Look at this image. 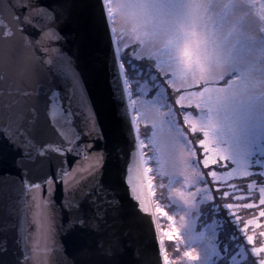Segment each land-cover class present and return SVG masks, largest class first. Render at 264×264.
Wrapping results in <instances>:
<instances>
[{
  "label": "snow or ice",
  "instance_id": "6c2138e0",
  "mask_svg": "<svg viewBox=\"0 0 264 264\" xmlns=\"http://www.w3.org/2000/svg\"><path fill=\"white\" fill-rule=\"evenodd\" d=\"M103 8L105 24L107 26L106 39L102 42L101 52L97 57H94L90 66L84 70H79L73 59L67 56L62 48L54 50V59L43 61L37 57L34 52H30L31 38L26 35L28 29L34 28L32 23L33 15L42 16L47 19H53L58 5L45 6L38 3H33V0H21L19 10L13 9L16 22L19 26L21 35L19 39H7L11 35L10 31L5 30L3 33L4 39H0V76L3 77L5 83L15 82L19 70H23L24 79L32 85V94L29 95V102L24 106L22 111L26 113L22 117L23 123H18L16 130L0 133L6 145L15 153L11 164L15 167L20 176L17 178L19 188L22 193H26L29 188L41 189L46 192L49 198L53 197L57 188L58 182H63L67 191L66 203L63 208L69 211V219L66 224H62L65 235H73L84 240H90L94 234L100 231V221L107 215L108 210L120 203L119 198L115 196L114 189L106 186L103 182L104 169L107 164V150L97 151L96 141L104 139L103 130L99 124V114L95 110V104L91 103L90 93L87 91L88 77L102 79L111 94L112 101L117 105V116L123 122H130L132 129L131 139L133 143V151L135 157L125 169L124 183L129 186V195L135 201L137 210L147 216H160L166 218L171 224L168 230L158 229L156 243L160 246V254L163 259V264H170L166 249L163 247L164 240L161 237H166L169 244L175 243L176 240L184 239L191 243L200 241V246L205 252L204 259L207 264H235V257L230 251V244L225 239L227 234L231 233V243L241 244L242 240L250 247L251 256L256 257L253 264H264V258H259L264 254V244L257 247L255 235L248 234L249 229H260L264 227L260 223V219H264V186L259 187V203L248 202L250 195L256 187L254 183H247L246 187H241L234 181L236 178H252L258 176L261 179L257 181L264 185V166H258L254 169L249 168L242 162L231 158L222 149L215 146V138L210 134V128L203 124L205 120L201 114L200 120H196L188 114V109L201 107V101H205V107L208 108L207 120L210 123L212 120V107L209 105L214 101H218L220 93L224 92L223 88H218L215 85L205 86L200 88V81L197 80L193 84H186L183 91H180L175 86V80L178 78L176 73L170 76L165 75L162 71L157 72L151 66L143 63L134 54H129L127 45H122L121 39L112 27V16L114 9L111 7V0H100ZM259 11L264 13V0H257ZM50 37H55L57 43L63 41L65 37L58 32L50 33ZM25 53H31L33 57L32 64L25 68L23 57ZM196 68L203 71L199 59L196 61ZM45 64H52L57 70V76L50 75V69L45 67ZM169 61L160 59L157 61V68L166 67ZM192 70V62H188L187 71ZM187 72L181 74L179 78H183ZM133 78H136V83L133 84ZM143 81V83H141ZM59 82L63 83L65 95L61 96L59 91ZM122 85V87L120 86ZM150 89L155 93V96L150 102H141L134 99V95H138L140 91ZM171 89V93H168ZM199 89V91H197ZM175 94V95H173ZM60 102L57 103V99ZM174 98V105L165 101H171ZM127 101L125 104L124 101ZM67 100L68 108L63 107V101ZM75 104V108L73 105ZM0 105H3L4 110L0 111V119H6L9 116L8 99L0 98ZM153 107L157 110L168 107L167 124L174 127L176 124V116L183 117L184 126L193 135L200 133L203 138H197L193 155L197 157L199 150L203 149V158L196 160L197 175L187 180L182 184L183 189L187 190L196 185L201 184L204 187H196L195 192L182 191L174 189L176 197L182 201L184 205V216H180L182 222L181 228L176 227V219L169 211L165 210V206L160 203L155 205L153 211L152 198L156 193L153 191V168L151 166V158L145 153L147 147L145 139L141 138L140 122L142 121L143 109ZM132 109L129 116L128 109ZM85 110L90 116L85 115ZM85 117V128L90 129L87 133L74 129V116ZM21 119L18 117V120ZM145 128L148 127L146 121ZM165 123L162 119L160 124ZM159 125L153 124V139L156 137V129ZM213 127H215L213 125ZM65 129L75 132V136L70 138L65 134ZM85 136L87 138H85ZM55 137V143L49 144L47 148L41 144L37 150L33 141H43L45 138ZM54 151L58 154L59 166L54 172L49 171L51 159L49 152ZM88 155L95 160V164L87 170L79 168V164L72 168V173L68 171L64 160L67 156H73L77 161L80 157ZM218 161L230 162L228 167L230 171L209 170L207 173L202 172L200 164L205 169L210 166L217 165ZM3 162V161H0ZM258 165L264 162H257ZM69 166H71L69 164ZM87 171V177L80 173ZM75 177L70 180H65V177ZM218 185L217 192L222 193L221 199L224 201L221 205L215 201V193L208 186L207 178ZM173 184L175 182L173 181ZM79 192L81 199L79 203L73 207L75 193ZM111 193L112 195H106ZM71 197V199H69ZM198 198V202H197ZM175 200V197L172 198ZM48 204L53 201L49 199ZM198 204H207L204 211H211L213 215L219 214L223 217L222 221L212 219L211 224H207L206 228L211 230L213 235L207 236L205 228L197 230L195 225L201 219ZM215 204V207H213ZM24 207L22 211L25 213L23 221L26 222L27 200H23ZM179 207V202L176 204ZM196 210V219L192 223L184 222L185 216L189 212ZM258 209V215L251 219L243 220L237 210ZM229 215L224 216V212ZM47 218V217H46ZM211 218V217H209ZM155 225V220L152 221ZM243 225L242 227L240 225ZM23 222L20 225L21 233L23 232ZM223 229L222 231H218ZM186 234V235H185ZM260 237L264 238V231L259 233ZM218 241V243H213ZM25 250L27 248V238H23ZM19 247V244L17 245ZM103 247V241L100 242ZM247 248L240 252V256H244ZM8 252L7 240L0 241V264H5L3 257ZM179 252V248H177ZM109 255H112L109 250ZM184 256L189 261L199 262L201 264L202 257L195 254L194 251H187ZM15 264H27V257L22 252L17 256ZM246 264V261H245Z\"/></svg>",
  "mask_w": 264,
  "mask_h": 264
},
{
  "label": "water",
  "instance_id": "95a60500",
  "mask_svg": "<svg viewBox=\"0 0 264 264\" xmlns=\"http://www.w3.org/2000/svg\"><path fill=\"white\" fill-rule=\"evenodd\" d=\"M20 3L21 0H0V39L5 38V30L11 33L7 39H19L24 35L19 31L13 11L14 8L19 10ZM33 3L58 7L53 19L33 15L32 23L35 27H30L26 33L31 38L29 51L43 61H48L54 59L56 48H62L79 70L90 66L93 58L101 52L107 33L100 0H33ZM56 32L65 39L57 43L54 36H49ZM45 67L50 69V75L57 76V70L52 64H45ZM86 79L90 102L95 104L104 137L96 141V150L99 152L106 149L108 154L103 182L114 189L120 203L108 210L106 217L100 221V231L90 240L65 235L62 224H66L69 219V211L62 207L66 203L65 184L58 182L51 198L41 189L29 188L26 193H22L17 179L20 173L11 164L15 153L0 137V161H3L0 162V241L8 242V252L3 257L5 264H15L17 256L22 252L27 257V264H163L160 246L156 243V216H147L137 210L135 201L130 198L129 186L124 183L125 169L135 157L131 124L118 118L117 105L112 101L102 79L87 75ZM59 91L61 96L65 95L62 82H59ZM26 94H32V85L24 79L22 69L18 71L15 82L6 84L0 76V98L8 99L9 104L8 118L0 119V133L7 131L11 134L18 123H23L22 117L26 113L22 109L29 102V95ZM59 102L58 97L57 103ZM124 103H127L126 99ZM63 107L68 108L67 100L63 101ZM73 107L75 108V104ZM3 110V105H0V111ZM128 112L130 116L132 109L129 108ZM85 115L90 116L86 110ZM18 117L21 119L18 120ZM84 119L79 115L74 116L73 127L87 133L91 124L85 128ZM64 131L70 138L75 136L72 130ZM54 143L55 137L33 141L37 150L41 144L47 148ZM49 158L51 165L48 170L54 172L60 162L58 154L50 151ZM64 164L71 174L72 168L77 164L80 169L87 170L95 164V160L88 155L80 157L79 161L73 156H67ZM80 174L87 177V171ZM72 178L75 177L70 175L65 180ZM24 199L27 200L28 209L26 222L23 221L25 213L22 211ZM49 199L53 201L52 204L47 203ZM80 199V193H75L72 201L74 208ZM22 222L24 226L21 233ZM23 238L28 241L26 250ZM101 241L103 247L100 246ZM109 250L112 255L108 254Z\"/></svg>",
  "mask_w": 264,
  "mask_h": 264
},
{
  "label": "clouds",
  "instance_id": "9594fccd",
  "mask_svg": "<svg viewBox=\"0 0 264 264\" xmlns=\"http://www.w3.org/2000/svg\"><path fill=\"white\" fill-rule=\"evenodd\" d=\"M111 7L112 27L122 45L158 73H176L180 91L197 80L200 88L224 89L209 105L210 123L204 100L193 113L196 120L203 114L202 123L210 128L216 147L226 153L221 141L241 140L251 129L264 128V13L257 0H111ZM197 58L203 71L196 68ZM160 59L169 64L157 68ZM190 61L192 70L187 71ZM23 62L25 68L32 64L31 53H25ZM143 113L142 121L148 124L145 153L153 176L162 186L193 179L198 174L196 156L180 116L170 127L168 107H148ZM162 119L165 123L160 124ZM154 123L159 125L155 139Z\"/></svg>",
  "mask_w": 264,
  "mask_h": 264
},
{
  "label": "rangeland",
  "instance_id": "374dc122",
  "mask_svg": "<svg viewBox=\"0 0 264 264\" xmlns=\"http://www.w3.org/2000/svg\"><path fill=\"white\" fill-rule=\"evenodd\" d=\"M128 51L130 54V49ZM132 83L133 84L136 83V78H133ZM141 83H143V81H141ZM168 93L169 94L171 93V89H168ZM154 96H155L154 92H152L150 89H146V90L140 91L138 95H134L133 98L137 99L141 102H150ZM165 102H168V103H171L174 105V98L171 101H165ZM187 111H188V114L190 116H193V113L195 111L194 106L192 109H188ZM180 119H181V122L183 123V117L182 116H180ZM140 129H141L140 135H141V138L143 139L142 134H144V129H145L144 121L140 122ZM189 135L191 137L192 145H195V147L198 148L199 146L195 144V141L197 138H203L202 134L197 133V134L193 135L192 133H189ZM221 145H222V147L225 148L227 155H229L231 158L237 160L238 162H242L243 164L247 165L249 168L254 169L258 166H264V163H262L260 165H258V163H257L258 161H260V156L264 154V128H253L241 140L221 141ZM202 158H203V149H200L199 153L196 157V160H200ZM229 163L230 162H228V161H218L217 165L210 166L209 169H205L202 164H200L199 167L202 170V172H204V173H207V171H209V170H217V168H219L221 171H224V170L230 171L231 169L228 167ZM254 171H258V170L254 169ZM255 177H257V176H253L250 179L249 178H244V179L236 178V180L234 182L238 183L241 187H246L244 182L254 183ZM207 181H208V186L210 187L211 191L213 193H215V201L217 203H219L221 205V208H222V204L224 201L221 199L222 193L217 192L218 185L213 183L211 181L210 177L207 178ZM153 185H154L153 191L156 193L155 197L152 198V203H153L154 208H155V205L157 203H160L163 206H165V210L169 211V214L173 215L175 217L176 227L180 228L181 231L183 232V229L181 228L182 222L180 220V216L185 215L184 205H183L182 201L179 200V197H176V193H175L174 189H180L182 191H186V198L191 199L190 197H187V192L188 191L195 192L196 187H204V185L198 184V185H196V187H192V188H189L187 190L183 189L182 184H173V185L169 186L170 187V190H169L170 200H171L172 205H174L173 206L174 209L172 212L170 211V205H165L163 203L162 191H163L164 186L161 185V182L156 177H153ZM262 186H264V185H262ZM256 192L259 194L257 189L254 188L251 191V193H245V194L250 195V197H251L248 202H255L258 205L259 195L257 196V194H256V196H255L254 194ZM173 197H175V200L172 199ZM177 202H179V207L176 206ZM197 202H198V198H197ZM198 207L200 208L199 215L201 217V219L198 221V223H200L202 221H206V225H207V224L212 223V219H216L218 221L223 220V217H221L219 214L213 215L211 213V211H204V209L207 208V204H198ZM213 207H215V204H213ZM237 211L239 212V214L243 220L251 219V218L256 217L258 215V209H253L251 211L240 209ZM196 215H197L196 210L192 209L189 212V215L185 216L184 222L192 223L193 220L196 219ZM228 215L229 214L225 211L224 216L227 217ZM209 217H211V218H209ZM156 223L158 225V229L168 230L171 228V224L167 221V219L161 218L158 215L156 216ZM198 223L195 225V227H197ZM260 223L262 225H264V219L260 220ZM240 226L242 227L243 225L241 224ZM203 228H205V232H206L207 236L211 237L213 235L212 231L208 230L206 228V226ZM262 228L264 229V227H262ZM263 229H260V231H264ZM222 230L223 229H219L218 231H222ZM256 232H257L256 229H249L248 234L255 235L256 242H257L255 246L259 247V246H261V244H264V238L262 239V241H258L257 240L258 233L256 234ZM161 238L164 240L163 247L166 249L167 255H168L169 260H170V264H186V261L184 260L186 257L184 256L185 258H183V255L181 253L182 243L179 242V240H176L175 243L169 244L166 237H161ZM240 238L242 240V234H240ZM225 239L230 244V251H232V256L236 258L235 264H245V261H246V264H253V261L255 259H257L256 257L251 256L250 247H249V251L247 249V252L244 254V256H240L239 253L244 251V247L238 248L237 244L231 243V233L230 232L227 234ZM184 241L186 242V240H184ZM213 243H218V241H213ZM244 244H246V242H244ZM246 247H248V246L246 245ZM177 248H179V252H177ZM188 251H194L195 254L202 257L201 264H207V261L204 259L205 252L200 246V241L196 240V241H193L192 244L190 243V247H189ZM259 258H264V254H261V256ZM191 262L193 264H199V262H194V261H191ZM192 263H190V264H192Z\"/></svg>",
  "mask_w": 264,
  "mask_h": 264
},
{
  "label": "trees",
  "instance_id": "16d2710c",
  "mask_svg": "<svg viewBox=\"0 0 264 264\" xmlns=\"http://www.w3.org/2000/svg\"><path fill=\"white\" fill-rule=\"evenodd\" d=\"M143 135V134H142ZM261 178L260 177H255L254 178V183L256 184V187H255V189H257V191L259 192V187L260 186H262V184H260V183H257V181L258 180H260ZM244 184L245 185H247V183L246 182H244ZM243 184V185H244ZM169 186H164V188H163V191H162V193H163V195H162V200H163V203L165 204V205H170V211L172 212L173 211V209H174V205H172V203H171V200H170V196H169ZM255 192V191H254ZM256 194H257V196L259 195L257 192L254 194L255 196H256ZM260 220H262V219H260ZM206 226V221H202V222H200V223H198V225H197V230H199V229H202L203 227H205ZM260 229H263V228H260ZM260 229H256V234L258 233V237H257V240L258 241H262V237H260V235H259V233L260 232H262V231H260ZM264 230V229H263ZM182 243V247H181V253H182V255H183V258H185L184 257V253L185 252H187L188 251V249H189V247H190V243H188L187 241L185 242H181ZM257 243V242H256ZM239 247H244V249L245 248H247L248 249V251H249V247H246V244H244V241L243 240H241V244L240 245H238V248ZM247 252V251H246ZM245 252V253H246ZM185 261H186V264H190V263H192L191 261H189V260H187V258H185L184 259ZM193 264V263H192Z\"/></svg>",
  "mask_w": 264,
  "mask_h": 264
},
{
  "label": "bare ground",
  "instance_id": "6f19581e",
  "mask_svg": "<svg viewBox=\"0 0 264 264\" xmlns=\"http://www.w3.org/2000/svg\"><path fill=\"white\" fill-rule=\"evenodd\" d=\"M153 209H155L154 206H153Z\"/></svg>",
  "mask_w": 264,
  "mask_h": 264
}]
</instances>
